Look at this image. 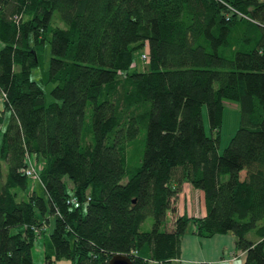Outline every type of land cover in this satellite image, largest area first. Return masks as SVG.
I'll use <instances>...</instances> for the list:
<instances>
[{
	"label": "trees",
	"instance_id": "obj_1",
	"mask_svg": "<svg viewBox=\"0 0 264 264\" xmlns=\"http://www.w3.org/2000/svg\"><path fill=\"white\" fill-rule=\"evenodd\" d=\"M0 41V264H42L52 220L43 264H167L191 221L264 264V0H0ZM46 41L49 102L31 75ZM227 98L240 123L220 151ZM185 180L206 213H178Z\"/></svg>",
	"mask_w": 264,
	"mask_h": 264
},
{
	"label": "rangeland",
	"instance_id": "obj_2",
	"mask_svg": "<svg viewBox=\"0 0 264 264\" xmlns=\"http://www.w3.org/2000/svg\"><path fill=\"white\" fill-rule=\"evenodd\" d=\"M55 16H58L57 12ZM60 21L62 22V24H65L62 20ZM1 45H2V42L0 41V46ZM142 50L143 48L140 50H136L135 52L134 65L139 66V67H143V65L146 63L145 59H142L140 57V51ZM50 56H51L50 44L48 41H46L44 48L41 51L40 62L32 68V73H31L32 78L37 80L42 85L44 92H45L46 102H49L55 99L51 93V88L53 87L54 82L53 81L43 82L42 80L44 71L49 66ZM1 107H3L2 104L0 105V108ZM203 114H204L206 132L210 134L211 128H210L206 105H203ZM8 116H9V110H5L4 111V124L6 120L8 119ZM239 123H240V111H239L238 102L234 99H229V98L225 99L224 110H223V120H222L221 131H220V147H219L220 151H222L223 148L228 144L231 136L237 129ZM34 161H35L37 170H39L41 163L43 162V159L37 158V159H34ZM64 179L67 182V189L69 191H72L71 180L69 179L67 175L64 176ZM30 183H31L30 185L33 187L37 186L39 188L38 190L40 193L43 192V189L41 187L42 184L38 177H33L30 180ZM180 198L181 199L179 201V205H180L179 210L181 212H183L186 208V211L190 213L192 212L191 210H195L196 208L198 210L197 212L199 213L202 207H204V202H203L204 198L202 194V189L194 186L188 180H185L183 183V188L181 190ZM172 220H173V214L169 212L167 215V225L168 226L172 224ZM52 226H53V220L50 222L48 229L44 233H40L38 237H36L33 241L32 255H33V260L35 263L43 264V262H45V259H46V256H45L46 251L51 252V242H50V237H49V230L52 228ZM191 226H193L192 221L189 223L188 228L190 229ZM150 227H152V223H151V218L149 217L142 224V228H150ZM188 228H187V231H189ZM238 252L239 251L233 250L232 252L228 254L229 255L228 258L230 259V261H233L238 256ZM55 263L56 264H70V259L66 256H62L60 258H56ZM151 264H164V262L155 259V260H151ZM167 264H180V263H177L176 260L172 259L169 261V263L167 262ZM236 264H242L241 259L237 260Z\"/></svg>",
	"mask_w": 264,
	"mask_h": 264
},
{
	"label": "crops",
	"instance_id": "obj_3",
	"mask_svg": "<svg viewBox=\"0 0 264 264\" xmlns=\"http://www.w3.org/2000/svg\"><path fill=\"white\" fill-rule=\"evenodd\" d=\"M39 188L37 187V190ZM39 191V190H38ZM203 198L204 191L202 190ZM181 197V191L176 200V209L178 213L186 212L190 215H202L206 213V205L198 213L197 209L191 210L188 213L186 208L181 212L179 201ZM186 207V206H185ZM195 224L188 228L189 231H185L181 238V251L178 258L174 259L180 264H199L201 261H208L210 264H236L237 260L241 259L243 262L245 256L243 251L238 252V256L230 261L229 253L233 250L236 251L235 236L231 232H217L210 236H202L194 232ZM169 263V261H168Z\"/></svg>",
	"mask_w": 264,
	"mask_h": 264
},
{
	"label": "built area",
	"instance_id": "obj_4",
	"mask_svg": "<svg viewBox=\"0 0 264 264\" xmlns=\"http://www.w3.org/2000/svg\"><path fill=\"white\" fill-rule=\"evenodd\" d=\"M141 57L143 59H147L148 58V53H147L146 50L142 52ZM27 161H28L27 162V166L25 168L26 173L28 175H31V176L39 178V172L37 170V167L35 165V161H34L33 157L27 154ZM70 200L72 202H74L76 205H78V203H79V201H78L76 196H72Z\"/></svg>",
	"mask_w": 264,
	"mask_h": 264
},
{
	"label": "water",
	"instance_id": "obj_5",
	"mask_svg": "<svg viewBox=\"0 0 264 264\" xmlns=\"http://www.w3.org/2000/svg\"><path fill=\"white\" fill-rule=\"evenodd\" d=\"M107 264H132V258L130 254L115 252L110 256Z\"/></svg>",
	"mask_w": 264,
	"mask_h": 264
}]
</instances>
